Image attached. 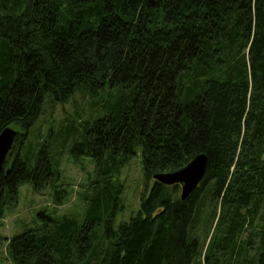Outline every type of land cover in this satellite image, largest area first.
<instances>
[{"label": "trees", "instance_id": "trees-1", "mask_svg": "<svg viewBox=\"0 0 264 264\" xmlns=\"http://www.w3.org/2000/svg\"><path fill=\"white\" fill-rule=\"evenodd\" d=\"M76 92L102 94L90 116L29 140L45 103ZM7 126L24 132L0 172V219L26 183L60 197L65 151L98 173L83 220L39 211L9 241L15 264H194L197 228L216 219L204 264H264V0H0ZM200 153L206 175L187 199L153 178ZM136 155L151 183L115 225V177Z\"/></svg>", "mask_w": 264, "mask_h": 264}, {"label": "rangeland", "instance_id": "rangeland-1", "mask_svg": "<svg viewBox=\"0 0 264 264\" xmlns=\"http://www.w3.org/2000/svg\"><path fill=\"white\" fill-rule=\"evenodd\" d=\"M106 90L108 95L110 90ZM93 96L87 92H76L68 100L57 103L54 107H50L46 102V109L32 127L28 139L35 141L39 133L46 135L50 127L57 131L62 123L77 113L83 118L89 117L94 101L99 102L102 94ZM12 127L24 132L20 127ZM61 159V176L57 182L61 186L57 189L64 191L60 197L56 196L54 188L50 185L36 191L31 183H26L20 187L18 200L6 210L5 216L0 219L2 236L0 264H15L9 254V241L14 235L23 232L26 227H36L39 222L41 223L42 220L38 217L39 211L46 210L56 217L69 215L76 216L80 220L85 217L88 208V200L86 201L85 196L93 194L92 186L98 178L95 164L91 157L84 154L74 157L69 151H65ZM115 179L122 185V191L118 195V202L114 205L113 212V221L115 225H118L129 221L137 214L142 196L147 193L151 179H148L145 174L141 155L133 156L128 163L123 165ZM209 214L210 210L207 212V217ZM216 226H218L217 219L214 223L202 222L197 228L199 242L204 245L194 264H204L206 249L212 241ZM248 237L249 231H245L243 239L247 240ZM253 245L255 246L256 243Z\"/></svg>", "mask_w": 264, "mask_h": 264}, {"label": "water", "instance_id": "water-1", "mask_svg": "<svg viewBox=\"0 0 264 264\" xmlns=\"http://www.w3.org/2000/svg\"><path fill=\"white\" fill-rule=\"evenodd\" d=\"M19 135V131L12 126L5 127L0 133V172L5 169L8 154ZM208 167V155L200 153L188 164L174 171H160L153 174V178L165 185L179 184L181 198L187 199L203 181Z\"/></svg>", "mask_w": 264, "mask_h": 264}]
</instances>
